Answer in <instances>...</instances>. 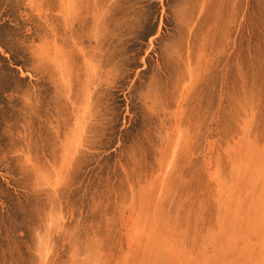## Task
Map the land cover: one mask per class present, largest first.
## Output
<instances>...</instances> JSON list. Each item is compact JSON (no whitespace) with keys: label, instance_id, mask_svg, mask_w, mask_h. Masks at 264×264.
<instances>
[{"label":"rangeland","instance_id":"374dc122","mask_svg":"<svg viewBox=\"0 0 264 264\" xmlns=\"http://www.w3.org/2000/svg\"><path fill=\"white\" fill-rule=\"evenodd\" d=\"M0 264H264V0H0Z\"/></svg>","mask_w":264,"mask_h":264}]
</instances>
